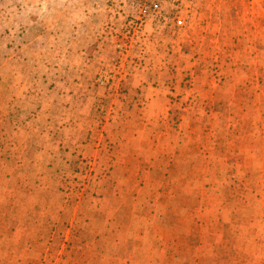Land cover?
I'll return each mask as SVG.
<instances>
[{"label":"rangeland","instance_id":"obj_1","mask_svg":"<svg viewBox=\"0 0 264 264\" xmlns=\"http://www.w3.org/2000/svg\"><path fill=\"white\" fill-rule=\"evenodd\" d=\"M0 264H264V0H0Z\"/></svg>","mask_w":264,"mask_h":264}]
</instances>
